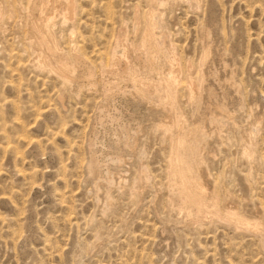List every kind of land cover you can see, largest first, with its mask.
I'll return each mask as SVG.
<instances>
[{
	"label": "rangeland",
	"instance_id": "1",
	"mask_svg": "<svg viewBox=\"0 0 264 264\" xmlns=\"http://www.w3.org/2000/svg\"><path fill=\"white\" fill-rule=\"evenodd\" d=\"M74 1V18L61 7L51 28L62 57L82 59L95 85L34 65L29 0H0V264H264V0L158 7L180 58L179 110L203 129L207 198L253 225L180 210L163 129L173 112L138 97L129 79L103 94L119 32L138 43L151 1Z\"/></svg>",
	"mask_w": 264,
	"mask_h": 264
},
{
	"label": "bare ground",
	"instance_id": "2",
	"mask_svg": "<svg viewBox=\"0 0 264 264\" xmlns=\"http://www.w3.org/2000/svg\"><path fill=\"white\" fill-rule=\"evenodd\" d=\"M150 1L152 8L149 10L145 22H143L145 27L140 41L138 43H130L124 29L122 28L121 32H119L120 35L116 39L115 44L117 48L122 47L123 51L120 55L117 54L118 52L115 55L113 54L112 67L115 76L112 75L114 76V81H110V78L106 77V75L105 78L102 76L104 78H102L104 81L103 94L106 96L114 95L116 90H121L118 86L120 81L129 79L132 91L138 97L150 102L152 105L161 106L168 112H173L172 122L170 124L164 123L163 129L170 136L173 146L169 171L170 195L178 200L175 205L180 210L185 211L191 219L213 216L215 219L218 218L237 225H253L252 221L244 219L233 210H227L222 213L217 205V196L211 199L207 198V190L201 181L198 171L202 163L200 149L204 136L203 129L199 125L192 128L188 127L183 119L182 111L180 112L179 110L178 85L182 69L180 58L176 54L173 45L166 42L165 33L160 32V14L162 13H159L158 7L173 0ZM188 1L193 6L200 8L201 0ZM2 3H0V16L6 10L3 6L5 3ZM61 7L64 11L63 19L66 21L72 20L75 16L74 0H29L28 20L26 21L29 30L27 29V32H29V38L36 51L34 61H32L35 62L34 65L40 68L54 72L67 83L80 82L85 84L84 81L87 80L90 85H95L96 83L92 80L93 70L90 69L89 65H84L85 62L82 64V59L78 56L74 57L75 65H73L69 61L70 59L67 60L66 56L65 58L62 57L63 55L58 51L59 45H56L51 27L55 16L54 11ZM139 29L140 21L136 18L135 32ZM165 35L167 36L168 34L166 33ZM207 55V53H204L202 61L205 60ZM199 72L201 80L202 71ZM85 76L88 79H85ZM129 81L125 82L129 84ZM193 82H189V95L192 100H198L197 97L199 95H196V89L199 88L201 91V88L199 85L197 88L195 85L197 82ZM249 152L250 149H247L246 153ZM175 200L173 201L175 202ZM254 227H257V224Z\"/></svg>",
	"mask_w": 264,
	"mask_h": 264
}]
</instances>
